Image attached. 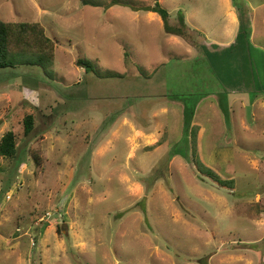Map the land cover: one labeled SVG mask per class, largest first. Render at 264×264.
<instances>
[{
	"label": "rangeland",
	"instance_id": "obj_1",
	"mask_svg": "<svg viewBox=\"0 0 264 264\" xmlns=\"http://www.w3.org/2000/svg\"><path fill=\"white\" fill-rule=\"evenodd\" d=\"M158 3L193 45L148 19L151 0H0V21L39 23L55 43L52 62L0 69V138L18 146L0 157V264H264L249 54L264 52V0Z\"/></svg>",
	"mask_w": 264,
	"mask_h": 264
},
{
	"label": "trees",
	"instance_id": "obj_2",
	"mask_svg": "<svg viewBox=\"0 0 264 264\" xmlns=\"http://www.w3.org/2000/svg\"><path fill=\"white\" fill-rule=\"evenodd\" d=\"M153 5L145 7L147 12H153L160 16L163 23L164 33L183 39L193 45V33L185 23L184 15L179 13L177 21L170 23L168 12L160 6L159 0H151ZM32 55L36 57L38 64L45 61L52 62L55 57V43L50 39L45 29L39 23H19L0 21V69L15 68L16 66H33L36 62L26 60L17 62L16 56ZM124 57L126 55L124 54ZM35 60V59H34ZM78 66L85 67V72L90 69V64L78 59ZM104 78H122L118 73H111L103 76ZM102 78V77H101ZM23 134L27 137L34 129V118L32 115H26L22 121ZM195 132V133H194ZM196 131L192 130L191 144L196 146ZM17 143L12 131L5 132L0 138V157L12 159L17 153ZM193 162L196 167L214 181L222 186L230 187L231 180H222L214 172L204 168V165L194 156Z\"/></svg>",
	"mask_w": 264,
	"mask_h": 264
},
{
	"label": "crops",
	"instance_id": "obj_3",
	"mask_svg": "<svg viewBox=\"0 0 264 264\" xmlns=\"http://www.w3.org/2000/svg\"><path fill=\"white\" fill-rule=\"evenodd\" d=\"M153 4V3H152ZM233 10V8L232 9H230V11H232ZM147 12V11H146ZM148 14V19L149 20H153L154 19V21L156 20V18H155V16H154V14H153V12H148L147 13ZM156 14V13H155ZM159 16V15H158ZM231 16V20H232V23H238V19L236 18L237 16L235 15V14H231L230 15ZM239 28V27H238ZM237 31H239V30H237ZM229 33L232 35V33H234L233 32V28H231L230 30H229ZM238 33V32H237ZM165 35V34H164ZM166 36H168V35H166ZM169 36H172V35H169ZM238 36V35H237ZM173 38H169V39H173V40H175V41H178V42H180L181 43V40H183V39H181V38H179V37H176V36H172ZM181 39V40H180ZM173 40H170V42H172ZM178 42H176L177 44H178ZM173 43V42H172ZM179 45V44H178ZM191 49V48H190ZM250 49H252L251 47H250ZM192 50V49H191ZM257 51H258V53H260V54H258V56H254V53L253 52H256L257 53ZM253 52H252V50L251 51H249V54H251V56H252V64H253V72H252V74H253V82H254V86L256 87V90H255V92L257 93V97H256V99H255V101L254 102H256V105H257V108L258 109H264V52H260V50H257V49H253ZM222 60H218V61H215L217 64H219L220 62H221ZM203 99V98H202ZM202 99L199 101V102H197V105H196V107H195V109H197V107L199 106V104L201 103V101H202ZM225 100L223 101V102H226V98H224ZM179 104V103H178ZM241 105H242V103H240ZM222 100H220V99H217V102H216V108H221V110L223 109L222 108ZM243 107V106H242ZM244 108V107H243ZM184 113H187V108H185V112ZM255 119H257L258 120V122L259 123H262L263 121L261 120V118H256L255 117ZM191 122H192V125L193 126H197V127H199V129L201 130L202 129V127H200V126H198L197 124H195V123H193L194 122V117H192V119H191ZM243 124H245V122L243 123Z\"/></svg>",
	"mask_w": 264,
	"mask_h": 264
}]
</instances>
